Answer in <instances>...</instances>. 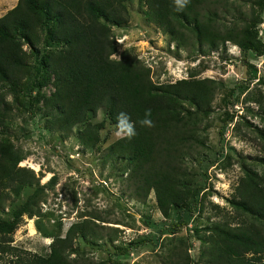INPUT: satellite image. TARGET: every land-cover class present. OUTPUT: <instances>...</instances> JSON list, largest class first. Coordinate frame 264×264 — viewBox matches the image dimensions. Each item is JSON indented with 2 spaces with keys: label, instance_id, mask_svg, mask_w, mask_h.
Returning <instances> with one entry per match:
<instances>
[{
  "label": "rangeland",
  "instance_id": "1",
  "mask_svg": "<svg viewBox=\"0 0 264 264\" xmlns=\"http://www.w3.org/2000/svg\"><path fill=\"white\" fill-rule=\"evenodd\" d=\"M15 2L0 0V15ZM124 5L127 20L109 25L115 46L111 57L128 48L149 67L154 82L190 74L218 82L212 100L200 111L203 146L187 160L188 206L171 205L163 215L152 191L143 199L133 194L128 159L108 149L117 138L116 124L102 107L66 131L49 127L46 119L55 109L46 108L43 98L53 89V76L41 67L40 57L58 44L22 42L30 73L18 83H0L10 106L0 125V139L24 155L17 164L31 168L38 182L6 199L0 217L10 218L16 205L36 186L40 189L34 205L38 212L22 213L7 243L15 252L46 255L53 237L62 236L71 222L85 219L93 233L77 234L67 250L70 256L85 255L102 264H162L167 257L183 255L191 259L187 264H201L204 235L213 222L236 224L250 217L237 204L239 178L253 176L264 194V53L243 50L228 40L200 50L193 34L183 47L147 18L142 0H124ZM213 21L220 28L253 21L254 42L264 46V7L234 1L226 10L219 7ZM174 109L181 113L196 106L179 98ZM86 123H98L90 146L81 141ZM0 264L18 263L12 253L3 252Z\"/></svg>",
  "mask_w": 264,
  "mask_h": 264
},
{
  "label": "trees",
  "instance_id": "2",
  "mask_svg": "<svg viewBox=\"0 0 264 264\" xmlns=\"http://www.w3.org/2000/svg\"><path fill=\"white\" fill-rule=\"evenodd\" d=\"M147 18L163 32L173 35L179 45L195 35L200 50L203 45L217 47L226 40L264 53V46L254 42V24L220 28L213 21L217 9L231 7L238 0H190L177 11L173 0H142ZM256 4L261 10L264 0H240ZM127 20L124 0H16L0 15V83H18L29 73L25 42L33 46L41 40L58 44L42 56L41 67L53 76V89L43 98L46 108L55 112L46 122L62 131L95 113L99 107L115 124L117 114L125 112L136 123L137 135L131 140L116 138L108 144L110 152L126 157L132 192L138 198L153 192L159 211L165 215L171 205L187 207V160L198 155L203 146L201 110L212 100L218 82L210 77H180L174 81L154 82L149 67L131 51L119 57L110 34V24ZM193 42V41H192ZM193 44V43H192ZM189 99L196 109L177 112V99ZM151 110L153 127L138 123ZM10 114V106L0 91V125ZM98 123H86L81 141L90 146L96 139ZM203 128V127H202ZM24 155L6 139H0V206L16 197L26 184H36L34 171L17 162ZM36 186L11 210L10 218L0 217V255L12 253L18 264H102L85 255L70 256L67 250L77 234L93 233L87 220L71 222L62 236L49 242V251L40 255L27 250L13 251L6 238L22 213H37ZM239 200L250 217L236 224L226 220L213 222L205 233L206 245L201 264H264V194L259 181L244 175L238 181ZM249 253V255H246ZM187 256L167 257L162 264H187Z\"/></svg>",
  "mask_w": 264,
  "mask_h": 264
},
{
  "label": "clouds",
  "instance_id": "3",
  "mask_svg": "<svg viewBox=\"0 0 264 264\" xmlns=\"http://www.w3.org/2000/svg\"><path fill=\"white\" fill-rule=\"evenodd\" d=\"M190 0H173V4L177 11L183 10ZM151 110H146L145 117L138 121L142 127H153V121L150 119ZM116 135L120 139L131 140L137 135L136 123H134L129 115L125 112L117 114Z\"/></svg>",
  "mask_w": 264,
  "mask_h": 264
}]
</instances>
